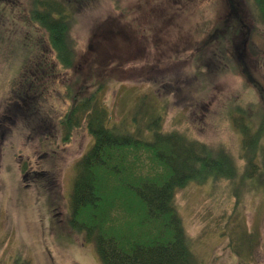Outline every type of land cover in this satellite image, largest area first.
Wrapping results in <instances>:
<instances>
[{"label": "rangeland", "instance_id": "1", "mask_svg": "<svg viewBox=\"0 0 264 264\" xmlns=\"http://www.w3.org/2000/svg\"><path fill=\"white\" fill-rule=\"evenodd\" d=\"M13 1L14 17L0 15V264H103L96 243L84 241L68 220L77 162L94 138L84 122L65 142L60 126L73 106L68 90L83 96L100 82L110 124L135 129L140 117L146 133L149 125L181 132L235 160V179L190 181L175 195L199 264H264V135L255 160L251 155V175L235 124L239 107L256 125L264 115L257 88H264V23L256 1L85 0L71 32L74 68L62 69L55 60L46 70L50 77L40 60L23 65L27 57L17 51L18 41L28 29L19 11L28 0ZM234 7L244 18L235 50L229 31ZM25 72L30 77L22 81ZM15 77L20 92L46 89L39 107L20 103ZM143 96L155 102L154 114L149 105L139 106ZM152 115L159 120L146 123ZM41 171L57 179L53 190L38 177Z\"/></svg>", "mask_w": 264, "mask_h": 264}, {"label": "trees", "instance_id": "2", "mask_svg": "<svg viewBox=\"0 0 264 264\" xmlns=\"http://www.w3.org/2000/svg\"><path fill=\"white\" fill-rule=\"evenodd\" d=\"M84 1L28 0V7L19 11L21 24L28 32L19 39L17 49L26 53L25 67L31 68L40 60L39 67L49 77L46 70L54 67L55 60L62 69L74 68L77 42L71 32ZM255 1L264 23V0ZM10 2L15 4L13 0H0L1 16L14 17L15 7ZM234 11L237 18L233 19L229 31L235 50L234 34L243 30L244 18L238 14V7H234ZM216 34L218 38L219 33ZM27 75L25 72L22 81L30 77L29 73ZM20 82L16 77L12 81V90L17 91L20 103L28 107L36 103L39 107L38 97L46 89L27 86L20 92ZM95 86L83 96L68 90L73 106L60 120V126L66 131L62 136L65 142L70 139L71 131L84 122L94 138L93 145L77 162L68 219L70 227L81 233L84 241L96 243L103 264H199L191 253L175 195L190 181L201 182L209 177L235 179V160L229 155L217 154L219 151L208 144L181 132H163L149 125L148 130L152 132L146 133L140 117L134 120L135 129L124 124H110L105 84L100 82ZM257 88L264 98V88ZM147 101L148 97L143 96L138 104L142 108L149 105L153 112L157 108L155 102ZM238 111L235 124L243 136L242 149L244 156L249 157L253 175L256 169L252 159L255 160L256 148L264 135V115L256 125L257 120L255 117L251 120L247 110L239 107ZM158 120V115H152L145 121ZM42 125L46 129L50 127L47 119ZM43 172H38V177L53 184L48 188L51 191L57 179ZM49 201L54 203L52 199ZM125 225V232L117 233Z\"/></svg>", "mask_w": 264, "mask_h": 264}]
</instances>
